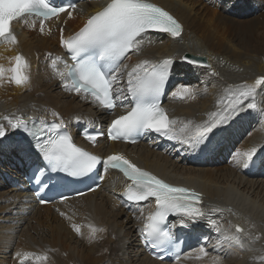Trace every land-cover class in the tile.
<instances>
[{
    "label": "bare ground",
    "instance_id": "obj_1",
    "mask_svg": "<svg viewBox=\"0 0 264 264\" xmlns=\"http://www.w3.org/2000/svg\"><path fill=\"white\" fill-rule=\"evenodd\" d=\"M152 1L180 19L182 36L145 39L139 53L126 59L127 72L144 60L151 65L166 58L176 61L167 106L172 120L177 121L176 131L187 126L182 135H194L198 126L221 111L218 101L227 102L233 93L255 86L256 78L264 76V15L249 20L235 17L260 12L264 0ZM104 6V0H80L71 19L64 15L43 22V31L41 21H18L13 26L17 43L0 44V67L5 69L0 77V124L8 136L0 139V264H30L38 261L34 252L42 254L40 264H166L150 259L143 249L141 229L155 211V203L138 204L128 214L119 201L128 183L118 174L110 173L103 187L92 194L43 208L35 205L33 196L17 192L3 181L4 175L19 180L23 158L31 150L29 145L23 148L13 141L16 131L7 127L3 117L23 120L34 113L33 117L58 118L69 126L89 117L104 120L101 111L77 94L64 93L58 85L63 66L59 55L64 53L61 29L64 38L69 37ZM187 53L207 57L210 68L186 64L182 58ZM17 55L23 56L29 66V82L22 86L9 80L8 69L14 66ZM53 60H57L55 69ZM122 77L124 87L126 73ZM61 86L64 87L62 81ZM182 88L189 89L195 99L187 95L179 102L168 99ZM173 98L179 99L174 95ZM251 98L257 110L250 124L253 133H247L249 125L241 124L235 133L218 141L217 148L208 151L215 156L205 154L199 162L188 164L181 155L175 158L165 150L152 151L149 146L126 150L143 170L204 194L207 212L197 222L195 231L201 239L193 253L175 264H264V177L242 175L246 160L243 154L253 148L258 150L259 139L264 136V86L256 87ZM39 112L41 116L35 114ZM244 113L243 110L235 115ZM242 135L243 142L237 143ZM118 147L113 144L108 152ZM230 150L234 152L225 158L224 152ZM237 152L241 153L239 157ZM220 158L225 163L219 162ZM179 220L180 217L175 218V228L179 227ZM73 226L80 229L79 234ZM231 227L244 230L243 235H238L242 241L222 235L221 232L232 231ZM93 228L104 231L93 235ZM202 248L207 255L200 252Z\"/></svg>",
    "mask_w": 264,
    "mask_h": 264
},
{
    "label": "snow or ice",
    "instance_id": "obj_2",
    "mask_svg": "<svg viewBox=\"0 0 264 264\" xmlns=\"http://www.w3.org/2000/svg\"><path fill=\"white\" fill-rule=\"evenodd\" d=\"M75 8L74 3L57 5L54 0H0V44L17 43L11 28L14 21L27 22L29 17L40 18L43 31L44 21L59 19L62 13H67L71 19ZM149 31L170 33L173 38H178L183 29L172 15L149 0H110L101 11L90 16L75 35L64 38L61 29L60 45L70 54L73 63H65L67 77L65 72L61 71L58 73L59 78L66 90L86 98L91 96L110 113L117 107L124 109L123 114L111 121L107 132L110 140L135 142V134L151 131L169 140H178L190 148L205 151L211 146L210 134L218 125L226 123L230 116L245 108H256L255 103L249 102L245 105L244 102L256 94V87L264 86V77L257 78L255 86H246L233 93L227 102L218 101V106L222 105L220 112L213 114L210 121L198 126L194 135H182L187 132V126L177 132L173 127L177 121L169 120L159 103V96L168 79L170 60L160 65H151L149 61L144 60L126 73L127 82L124 87H113L123 78L119 75L121 68H127V65H122L121 62L129 58L130 52L139 53L146 39L145 34ZM14 60V66L8 69L11 73L9 80L17 86L25 85L29 82V76L26 74L29 66L21 55H17ZM185 60L190 64L197 63L187 57ZM56 65L57 60H53L54 69ZM4 72L5 69L0 67V77H3ZM67 81L71 82L70 85ZM173 95L180 98L187 95L195 99V95L187 88L173 92ZM129 97L131 105L123 104L122 101ZM118 101L120 103H117ZM3 119L7 120L8 128L22 129L33 137L35 146L50 171L82 178L89 176L98 166H102L105 171L115 169L131 182L126 192L127 200L138 205L142 201L151 202L150 198L154 199L156 211L148 216L141 229L142 235L154 248L161 247L172 239L170 230L164 227L169 215L180 217L179 223L185 227L205 216L198 207L202 203L199 193L166 183L122 154L108 155L106 159H101L76 146L71 135L63 132L56 123L33 131L22 120L14 121L9 116ZM6 134L5 126L0 124V138H4ZM103 135L102 132L85 133V138L95 145L97 137ZM256 151L253 148L243 154L246 157L245 167H248ZM240 155V152L236 153L237 157ZM44 173L45 169L39 168L34 179L37 184L47 187L46 181L43 180ZM73 227L79 234L80 229ZM96 231L104 229L93 228V235ZM236 231L240 232L242 229L237 227ZM200 252L207 255L203 248ZM20 255L18 252L17 256Z\"/></svg>",
    "mask_w": 264,
    "mask_h": 264
},
{
    "label": "rangeland",
    "instance_id": "obj_3",
    "mask_svg": "<svg viewBox=\"0 0 264 264\" xmlns=\"http://www.w3.org/2000/svg\"><path fill=\"white\" fill-rule=\"evenodd\" d=\"M262 7H264V4L262 5ZM263 15H264V9H261V11L256 13V14H251V12H248L246 16H242V17L235 16V17L238 19L249 20V19H257ZM251 17H253V18H251ZM246 18H248V19H246Z\"/></svg>",
    "mask_w": 264,
    "mask_h": 264
},
{
    "label": "water",
    "instance_id": "obj_4",
    "mask_svg": "<svg viewBox=\"0 0 264 264\" xmlns=\"http://www.w3.org/2000/svg\"><path fill=\"white\" fill-rule=\"evenodd\" d=\"M187 58L190 59V60L197 61V63H195L197 65H200V66H208V63H207L206 59H204V58H197V57H193V56H188Z\"/></svg>",
    "mask_w": 264,
    "mask_h": 264
}]
</instances>
